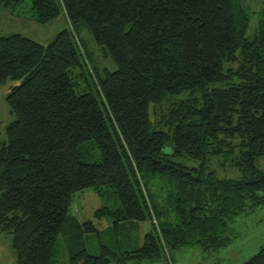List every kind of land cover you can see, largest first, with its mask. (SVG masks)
<instances>
[{
    "label": "trees",
    "instance_id": "obj_1",
    "mask_svg": "<svg viewBox=\"0 0 264 264\" xmlns=\"http://www.w3.org/2000/svg\"><path fill=\"white\" fill-rule=\"evenodd\" d=\"M30 1L38 22L64 13L68 25L48 44L0 36V84L15 82L0 146V235L17 264H54L60 240L69 264H172L183 246L227 248L238 218L264 207V6L250 35L244 0ZM82 27L114 71L100 74ZM236 150L238 179L207 169L211 154ZM98 186L120 203L95 210L104 227L71 212L77 192ZM240 264H264V242Z\"/></svg>",
    "mask_w": 264,
    "mask_h": 264
},
{
    "label": "rangeland",
    "instance_id": "obj_2",
    "mask_svg": "<svg viewBox=\"0 0 264 264\" xmlns=\"http://www.w3.org/2000/svg\"><path fill=\"white\" fill-rule=\"evenodd\" d=\"M244 3L252 11L248 31L251 35L256 31L258 11L264 6V0H244ZM67 25L68 21L64 13H61L50 23L42 24L38 22L31 9L30 0H24L23 3L17 5L14 9L10 6L4 7L0 5V36L19 32L43 44H48ZM80 30L81 37L100 74L104 75L106 71H114L117 68L115 62L97 44L90 30L86 27H82ZM73 70L78 71L79 68ZM85 73V76L88 77V83L92 84L89 74L87 71ZM74 80L78 83V91L89 90V87L86 86V80L83 78H75ZM14 83L12 80H9L4 84H0V146L7 140L6 128L14 119V115L11 114L5 98ZM84 86L86 87L84 88ZM237 154L238 150L228 155L211 154L206 161V167L207 169L216 171L220 177L238 179L241 176V169L234 164L233 159ZM178 160L189 166H200L199 161L186 157H179ZM256 165L259 168H264V155L256 159ZM107 190L113 191V188L109 186L87 187L77 192L71 212L81 222L92 219L98 227L107 226V220L96 219L94 215L95 210L100 206L108 205L116 208L120 206L115 194L112 195ZM148 228V225L144 224L142 235ZM234 229L238 237L227 248L208 254L198 245L183 246L173 251L174 261L172 264H240L247 260L259 250L261 244L264 242V207L258 208L250 214L241 215L234 224ZM0 264H17L16 252L11 245V237L8 235H0ZM54 264H69V253L62 240L57 244ZM142 264H169V262L162 259V261L144 262Z\"/></svg>",
    "mask_w": 264,
    "mask_h": 264
}]
</instances>
